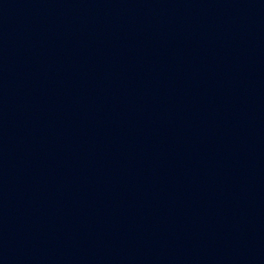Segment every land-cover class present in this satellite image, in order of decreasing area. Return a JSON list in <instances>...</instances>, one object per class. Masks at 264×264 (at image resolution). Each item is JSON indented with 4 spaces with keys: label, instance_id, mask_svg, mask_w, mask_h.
<instances>
[{
    "label": "water",
    "instance_id": "95a60500",
    "mask_svg": "<svg viewBox=\"0 0 264 264\" xmlns=\"http://www.w3.org/2000/svg\"><path fill=\"white\" fill-rule=\"evenodd\" d=\"M0 264H264V0H0Z\"/></svg>",
    "mask_w": 264,
    "mask_h": 264
}]
</instances>
